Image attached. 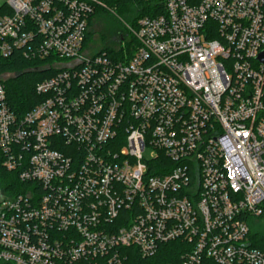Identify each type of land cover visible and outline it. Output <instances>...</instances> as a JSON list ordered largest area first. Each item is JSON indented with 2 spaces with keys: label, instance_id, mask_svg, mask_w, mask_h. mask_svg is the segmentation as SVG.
<instances>
[{
  "label": "built area",
  "instance_id": "1",
  "mask_svg": "<svg viewBox=\"0 0 264 264\" xmlns=\"http://www.w3.org/2000/svg\"><path fill=\"white\" fill-rule=\"evenodd\" d=\"M153 15L90 53L107 0H7L0 58L52 76L23 116L0 78V264H264V0H132ZM97 14V15H96ZM40 69V67H39Z\"/></svg>",
  "mask_w": 264,
  "mask_h": 264
},
{
  "label": "trees",
  "instance_id": "2",
  "mask_svg": "<svg viewBox=\"0 0 264 264\" xmlns=\"http://www.w3.org/2000/svg\"><path fill=\"white\" fill-rule=\"evenodd\" d=\"M107 4L110 8L116 5L117 9L122 6L126 14L132 15L133 26H135L138 18L154 14L148 6L140 3L138 8L137 4L132 0H107ZM97 14L99 13L97 12ZM91 38V33H89L87 37L88 43ZM42 64L43 62L40 60H26L22 51L18 49H15L8 59L0 58V78L4 75H10L5 81L8 100L10 107L19 116L25 115L39 104L41 98L36 94V86L44 79L52 76L49 71L42 70ZM22 188H24V185L19 181L18 174L9 172L0 165V192L11 196L18 193ZM251 238L253 240L252 247L264 253V235L261 236L251 232ZM181 246L178 242L166 244L152 258H143L137 249L127 248L123 250L126 257L125 264H167L179 262L182 253Z\"/></svg>",
  "mask_w": 264,
  "mask_h": 264
},
{
  "label": "rangeland",
  "instance_id": "3",
  "mask_svg": "<svg viewBox=\"0 0 264 264\" xmlns=\"http://www.w3.org/2000/svg\"><path fill=\"white\" fill-rule=\"evenodd\" d=\"M7 0H0V7L4 6ZM132 15L125 13V10L116 5L109 7L107 12H100L91 24L90 53L98 52L104 48L114 49L119 45L122 38L128 33L127 26H133ZM251 231L261 236L264 235V219L253 222L250 225Z\"/></svg>",
  "mask_w": 264,
  "mask_h": 264
}]
</instances>
